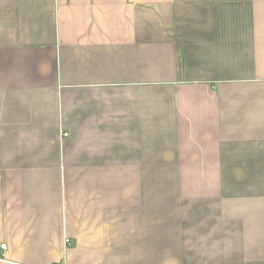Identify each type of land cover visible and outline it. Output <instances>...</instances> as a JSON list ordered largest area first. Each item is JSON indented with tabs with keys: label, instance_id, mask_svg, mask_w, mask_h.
I'll return each instance as SVG.
<instances>
[{
	"label": "crops",
	"instance_id": "0c3cea01",
	"mask_svg": "<svg viewBox=\"0 0 264 264\" xmlns=\"http://www.w3.org/2000/svg\"><path fill=\"white\" fill-rule=\"evenodd\" d=\"M0 264H264V0H0Z\"/></svg>",
	"mask_w": 264,
	"mask_h": 264
},
{
	"label": "built area",
	"instance_id": "2783aa9c",
	"mask_svg": "<svg viewBox=\"0 0 264 264\" xmlns=\"http://www.w3.org/2000/svg\"><path fill=\"white\" fill-rule=\"evenodd\" d=\"M65 242H66V244H68L70 241L66 240ZM1 249L2 250H6V245L5 244L1 245Z\"/></svg>",
	"mask_w": 264,
	"mask_h": 264
}]
</instances>
